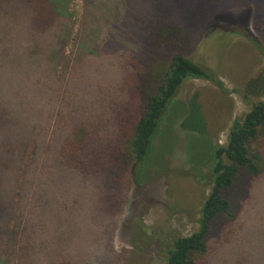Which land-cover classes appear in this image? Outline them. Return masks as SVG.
Listing matches in <instances>:
<instances>
[{
	"label": "trees",
	"instance_id": "1",
	"mask_svg": "<svg viewBox=\"0 0 264 264\" xmlns=\"http://www.w3.org/2000/svg\"><path fill=\"white\" fill-rule=\"evenodd\" d=\"M70 1L0 0V67L13 87L7 98L0 86V264L10 261L1 258L4 238L15 246L26 232V251L35 248L43 236L40 224L56 222L65 210L58 195L50 192L41 202L33 188L41 182L54 187L59 170L73 173L79 185L98 187L96 198L107 204L99 212L113 223L102 227L104 240L117 254L106 264H129L128 254L114 250L118 217L134 179L130 172L148 155L164 110L189 79L231 92L191 54L214 30H230L225 25L241 15L229 11L250 7L257 31L264 22V0H82L72 35ZM96 26L106 28L105 42L95 38ZM71 36L77 47L69 56ZM101 54L104 60L87 68V59ZM26 79L32 83L20 85ZM238 92L246 102L262 99L232 120L224 145L212 148L197 228L173 240L162 264H208L213 244L230 243L241 229L251 204L247 195L264 179V72ZM198 97L192 96L180 126L207 134ZM103 184L116 190L124 185L119 204L114 192L100 190ZM26 251L18 249L10 264H21ZM43 264L76 262L56 251Z\"/></svg>",
	"mask_w": 264,
	"mask_h": 264
},
{
	"label": "rangeland",
	"instance_id": "2",
	"mask_svg": "<svg viewBox=\"0 0 264 264\" xmlns=\"http://www.w3.org/2000/svg\"><path fill=\"white\" fill-rule=\"evenodd\" d=\"M82 9V0L70 1L72 14L68 21L73 29L72 35L79 29ZM229 13L241 16L228 21L225 27L230 26V30L217 29L205 36L191 56L215 72L231 92L221 93L206 80H186L164 110L148 155L130 172L134 179L130 176L132 184L126 205L118 217L114 241V250L128 254L129 264H162L173 240L196 230L199 209L210 187L212 148L224 145L232 120L242 117L251 102L262 99L251 96L246 102L238 90L243 89L249 79L264 72V22L257 31L253 26L252 9L248 6ZM105 31L106 28L101 26L93 28L99 42H105ZM110 32L113 35L120 33ZM72 37L66 53L77 47ZM103 60L102 54L89 57L86 66H97V62ZM0 69L3 74L1 90L7 94L13 90L12 82L7 70L3 66ZM34 78H37L36 74ZM32 80L26 79L20 85L30 84ZM195 93L199 96L197 101L206 120L207 134L180 126ZM54 178L58 179L55 182L61 181L54 187L41 182L33 187L34 192L41 202L46 194L55 193L65 202V210L59 212L56 222L50 220L47 224H40L43 236L36 240L35 248L26 251V232L21 233L15 246L4 238L1 249L7 247V254L3 253L1 258L9 257V264L13 263L21 248L26 251L21 264H43L55 256L56 251L68 255L76 264H106L117 254L110 252L109 242L107 246L104 240L102 227H111L113 223L109 224L110 217L99 212L107 204L100 202L101 197L96 198V194L100 196L98 187L77 184L70 171L59 170ZM123 186L116 190L115 186L109 188L103 184L100 190L105 194L108 190L114 192V201L119 204ZM247 196V202L251 200V204L244 212L241 229L236 231L230 243L223 246L219 242L213 244L208 264H264V179L256 182ZM125 213V219L121 220Z\"/></svg>",
	"mask_w": 264,
	"mask_h": 264
}]
</instances>
